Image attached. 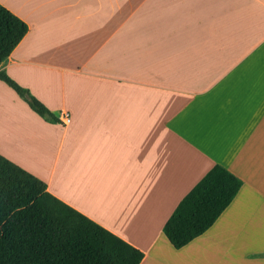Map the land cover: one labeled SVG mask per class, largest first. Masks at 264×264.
Segmentation results:
<instances>
[{
    "label": "crops",
    "instance_id": "crops-1",
    "mask_svg": "<svg viewBox=\"0 0 264 264\" xmlns=\"http://www.w3.org/2000/svg\"><path fill=\"white\" fill-rule=\"evenodd\" d=\"M0 5L29 28L0 70L60 121L0 80L2 156L140 250L141 264H264V239L231 230L264 181V0ZM216 165L243 186L212 228L176 250L163 228Z\"/></svg>",
    "mask_w": 264,
    "mask_h": 264
},
{
    "label": "trees",
    "instance_id": "trees-1",
    "mask_svg": "<svg viewBox=\"0 0 264 264\" xmlns=\"http://www.w3.org/2000/svg\"><path fill=\"white\" fill-rule=\"evenodd\" d=\"M29 31L0 5V69ZM0 80L51 124L59 119L0 70ZM243 182L220 165L177 206L163 232L180 250L204 235L228 209ZM264 258V255L262 256ZM144 254L47 191V184L0 154V264H141Z\"/></svg>",
    "mask_w": 264,
    "mask_h": 264
},
{
    "label": "rangeland",
    "instance_id": "rangeland-1",
    "mask_svg": "<svg viewBox=\"0 0 264 264\" xmlns=\"http://www.w3.org/2000/svg\"><path fill=\"white\" fill-rule=\"evenodd\" d=\"M24 155L28 158H36V151L34 149L26 150L24 149ZM253 184L259 189L262 188L261 193L259 195H253V199L257 200L256 202H252L251 204H247L248 200H244L243 203L238 206L237 211L234 213L235 217L233 222L235 226L231 229L236 233V236L242 237H252V238H262L264 239V181H254ZM261 187V188H260ZM247 228V229H246ZM226 232H223L222 235H225ZM260 243V242H259ZM259 245L264 248V242Z\"/></svg>",
    "mask_w": 264,
    "mask_h": 264
},
{
    "label": "built area",
    "instance_id": "built-area-1",
    "mask_svg": "<svg viewBox=\"0 0 264 264\" xmlns=\"http://www.w3.org/2000/svg\"><path fill=\"white\" fill-rule=\"evenodd\" d=\"M70 121H71L70 116L68 114H65L64 124L68 125L70 123Z\"/></svg>",
    "mask_w": 264,
    "mask_h": 264
}]
</instances>
